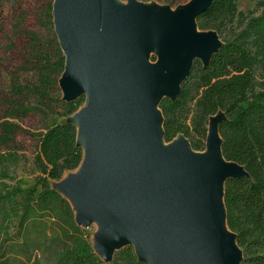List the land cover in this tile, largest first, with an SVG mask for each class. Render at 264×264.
I'll use <instances>...</instances> for the list:
<instances>
[{"label":"water","instance_id":"obj_1","mask_svg":"<svg viewBox=\"0 0 264 264\" xmlns=\"http://www.w3.org/2000/svg\"><path fill=\"white\" fill-rule=\"evenodd\" d=\"M211 1L186 3L178 9L175 27L166 29L172 16L156 15L151 8L126 9L115 0H54L55 30L66 57L60 87L65 100L85 96L87 107L79 117L84 131L79 140L77 133V144L92 150L87 180L64 188L81 201L85 219L98 210L108 217L99 235L110 256L106 262L121 242V247L132 244L149 264L241 262L223 197L225 180L245 171L222 155L218 124L224 114L219 112L212 135L210 121L219 113L210 117L207 151H195L183 135L165 142L158 107L164 97L178 95L195 58L207 63L221 45L214 31L216 39L198 33L197 18ZM153 46L162 57L155 67L145 61ZM222 218L226 235L218 223Z\"/></svg>","mask_w":264,"mask_h":264},{"label":"trees","instance_id":"obj_2","mask_svg":"<svg viewBox=\"0 0 264 264\" xmlns=\"http://www.w3.org/2000/svg\"><path fill=\"white\" fill-rule=\"evenodd\" d=\"M235 2L212 0L199 14L197 28L214 31L221 45L207 63L195 58L178 95L164 97L158 107L165 142L183 135L195 151L206 150L210 117L224 114L218 124L222 155L245 171L225 180L226 224L241 250L240 264H264V0L257 2L259 13L247 15L238 13ZM53 3L48 0L41 13L47 36L24 28V14L15 17V31L27 39L22 70L33 72L35 80L22 84L19 73L10 72L11 89L0 92V264H149L132 244L114 251L110 262L102 260L71 202L52 186L83 159L73 123L64 121L39 134L34 161L40 176L32 188L5 182L19 163L18 135H32L21 120L44 111L29 97L37 98L47 116L68 117L85 102L84 95L69 101L62 95L66 57L55 30ZM6 41L12 50V36ZM1 68L0 56V77ZM190 103L196 108L189 124L183 115Z\"/></svg>","mask_w":264,"mask_h":264},{"label":"rangeland","instance_id":"obj_3","mask_svg":"<svg viewBox=\"0 0 264 264\" xmlns=\"http://www.w3.org/2000/svg\"><path fill=\"white\" fill-rule=\"evenodd\" d=\"M121 7L130 9L133 5L137 7H146L154 10L156 15H170L172 16L168 20V25L166 29H173L175 27L174 18L178 14V9L182 6H185L184 2L189 0H115ZM190 0L189 2H192ZM259 0H236V7L238 13H243L245 15L255 12L256 14L260 12V8H258L257 2ZM48 0H2L1 2V10H2V18H0V56L2 57V68H1V77H0V92H4L7 94L11 89V81H10V72H18L20 76V82L22 84L32 83L34 79L33 72L23 71L22 67L24 65V49L27 44L26 36L23 34H18L15 31V17L17 15H25V19L23 21V27L29 30H37L44 35H48L47 25L45 26L44 22L41 21V13L44 10V6ZM177 2L181 3V5L176 6ZM183 3V4H182ZM239 19L237 18L235 21V25L238 24ZM161 37L164 35V30L161 31ZM201 35L205 37H211L216 39L214 32L211 31H198ZM11 35L13 38V42L15 47L12 50H7L8 43L6 41V37ZM161 54L158 52L156 46L151 47L146 54V63L148 66L155 67L161 60ZM62 95L67 97V93L62 90ZM29 101L35 105L39 106L41 109L43 108V112H37L35 114L29 115L27 118L21 120L22 125L29 129L32 135L19 134L17 137L18 144L22 147V150L18 151L19 163L13 172H11V179H6L5 182L12 185H19L22 188H32L40 176V172L35 166V156L38 152L39 148V140L41 132H44V129L48 127H52L56 124H59L64 121L71 120L76 124L78 131V140L81 139V135L84 131V123L80 120V115L82 111L87 107L86 100L79 107V109L68 117H63L60 115L47 116L44 113V107L37 103V98L31 95L29 97ZM189 112L183 115L186 122L190 124L193 115L195 114V103L189 104ZM59 112H62L61 108H57ZM222 116V113L211 118L209 126V134L212 135V125L218 121L219 117ZM2 122V111L0 110V123ZM159 124L156 123V126ZM156 129V128H155ZM81 130V132H79ZM162 146L167 147V144H163ZM87 146H83L84 149ZM208 149V147H207ZM206 149V151H207ZM205 151V152H206ZM84 154V153H83ZM83 160L80 163L79 167L74 171L65 172L60 180L53 181L52 186H55L59 191L63 193V195L71 202L75 214L77 216L79 224L87 231L89 235V240L97 252V254L102 258L105 262L109 260V255L106 254L101 246L99 240V231L95 226V219H85L80 213L81 207L76 203L72 202L74 195H70L64 188V186L70 184L72 181H77L78 171L84 167L88 161ZM219 164H223L222 162ZM224 165V164H223ZM233 167V166H231ZM218 189L221 187V182H218ZM212 190H215L213 188ZM78 199V198H77ZM79 200V199H78ZM80 201V200H79ZM216 206L218 211L223 212V203L222 199L218 198L216 200ZM219 225L221 226L222 235H226L229 232L226 230V233H223L222 228H226L223 218L218 220ZM95 226V227H94ZM124 245V242L116 245L113 250H117L119 247ZM230 246L235 250L236 257L238 256L237 248L232 244V239L230 242Z\"/></svg>","mask_w":264,"mask_h":264},{"label":"bare ground","instance_id":"obj_4","mask_svg":"<svg viewBox=\"0 0 264 264\" xmlns=\"http://www.w3.org/2000/svg\"><path fill=\"white\" fill-rule=\"evenodd\" d=\"M156 130H157V132H158V134H159V131H160V125L156 126ZM79 132H81V130H79ZM161 149H162V151H166V150H167V147L162 146ZM91 156H92V150H91L89 147H86V148L84 149V158H85L84 161H85V160H86V161L89 160V162L86 163V164L84 165V167H82V168L78 171V174H79V175L77 176V179H76L77 181H79V182H84V181H86L87 178L89 177V175H90ZM218 156H220V155H218ZM73 199H74V200H72V202L74 203V205H75L76 203H78V205L81 207V204H82L81 201H79V200L77 199V197H73ZM81 212H83L82 207H81ZM92 218L95 219V223H96L95 226H96V228H97L98 231H99V235H102V234H103V231H104V229H105V225H106V222H107V220H108V217L105 216V213H104L103 211L98 210L97 213L94 214V215L91 217V220H92ZM92 221H93V220H92ZM95 226H94V227H95ZM226 230H227V228H222L223 233H226ZM227 231H228V230H227ZM232 244L235 246L233 240H232Z\"/></svg>","mask_w":264,"mask_h":264}]
</instances>
